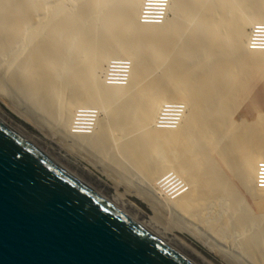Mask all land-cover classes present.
<instances>
[{
	"label": "bare ground",
	"instance_id": "6f19581e",
	"mask_svg": "<svg viewBox=\"0 0 264 264\" xmlns=\"http://www.w3.org/2000/svg\"><path fill=\"white\" fill-rule=\"evenodd\" d=\"M154 1L0 0V111L204 264H264V0Z\"/></svg>",
	"mask_w": 264,
	"mask_h": 264
},
{
	"label": "water",
	"instance_id": "95a60500",
	"mask_svg": "<svg viewBox=\"0 0 264 264\" xmlns=\"http://www.w3.org/2000/svg\"><path fill=\"white\" fill-rule=\"evenodd\" d=\"M0 264H204L0 116Z\"/></svg>",
	"mask_w": 264,
	"mask_h": 264
},
{
	"label": "rangeland",
	"instance_id": "374dc122",
	"mask_svg": "<svg viewBox=\"0 0 264 264\" xmlns=\"http://www.w3.org/2000/svg\"><path fill=\"white\" fill-rule=\"evenodd\" d=\"M119 61V63H116V62H118ZM114 64H112V63ZM110 63H109V65L111 66L110 68H109V66H107V70H106V72H105V74H106V78L107 79H109L110 81H115V80H117V78H119L120 76L119 75H121V73L122 72H124L126 69H127V63H125L126 61L125 60H114V61H111ZM124 62V63H123ZM116 64V65H115ZM121 64H122V66H121ZM125 66H126V68H125ZM114 67V68H113ZM116 67H118V68H116ZM120 67H122L121 69H120ZM112 68V69H111ZM120 69V70H119ZM113 70H114V72H115V74H114V72H113ZM110 71H111V73H110ZM120 71H122V72H119ZM113 72V73H112ZM107 74L109 75V76H107ZM112 76V77H111ZM116 76V77H115ZM119 76V77H118ZM111 77V78H110ZM260 84V85H259ZM258 85L259 86H257V89L256 90H263V94H264V80H261L260 82H258ZM262 94V95H263ZM263 98H264V95H263ZM261 100H263V99H261ZM247 101L248 100H246V101H244L245 103L243 104V102L240 104V105H242L243 104V106H240V107H238L239 108V110H237L238 112L234 115V117H235V119L236 120H239L241 117H245L246 119H249L252 115H249V114H252L251 113V111H249L248 112V109L249 110H251L250 109V107H249V103L247 104ZM262 101H260V103H261ZM263 102H264V100H263ZM262 104V103H261ZM246 107V108H245ZM247 107H249V108H247ZM260 108H261V110H263L264 111V104H262L261 106H260ZM169 109H170V112H169ZM174 110V111H173ZM82 111V110H81ZM177 111V108L176 107H169L168 108V111L167 112H169L170 114L169 115H175V114H177L178 113V111ZM248 113V114H247ZM0 116L4 119V120H6L13 128H15V129H17V130H19L20 132H22L26 137H28V139H30L34 144H36L41 150H43L45 153H47V154H49L50 156H52V157H54L55 159H57L59 162H61L64 166H66L69 170H71L72 172H74L75 174H77V175H79L80 177H82V178H84L85 180H87V181H89L90 183H92V184H94L95 186H97L98 188H100V189H102L103 191H105V192H107L108 194H110V195H112V196H114L115 195V189H113L114 187L112 186V183L110 182V180H107L106 179V182L109 184V185H107V186H105L103 183H100L98 180L99 179H101L100 177H98V180H97V178L94 176V175H90L88 172H85V171H80L77 167H75L73 164H71L72 162L70 161V160H67V159H65V158H63L62 156H61V154L59 153V152H57L58 150L55 148V150H53L52 149V146H51V148H49L50 147V145H49V143L46 141V140H42L39 136H37V135H39V133H37L38 131H36V130H34L33 128H31V127H29L28 125H25V124H22L21 122H19L17 119H15V118H13L12 116L10 117V115H7V114H4V113H2L1 111H0ZM240 117V118H239ZM81 120H83V119H81ZM84 123V122H83ZM46 141V142H45ZM56 146V145H55ZM57 147V146H56ZM61 152H62V154L64 153V151L63 150H61ZM69 154V153H68ZM70 155V154H69ZM68 157V156H67ZM76 157V156H75ZM76 158H78V157H76ZM71 162V163H70ZM83 163H82V165L84 166V165H86L85 164V161H82ZM87 166V165H86ZM85 166V167H86ZM88 167V166H87ZM96 174V173H95ZM90 175V176H89ZM97 175V174H96ZM103 178L105 177L106 178V175L103 173ZM93 176V177H92ZM110 176H112L111 178H113V175L111 174ZM97 181H96V180ZM233 183H234V185H235V187L238 189V191L245 197V200H246V202H247V204L253 209V210H255V207H254V204L252 203V201H251V199L248 197V195L245 193V191L241 188V186H239V184L235 181H233ZM111 189H110V188ZM118 192H120L119 194H123L124 193V190H123V188H121V189H118ZM123 192V193H122ZM132 199V198H131ZM133 201H135V202H133V203H136V205H138V207L139 206H141L143 209L142 210H144V211H147V215H145L144 214V216H141V215H139L140 217H142L143 219H145L146 221L148 220V217H154L153 219L156 221V223L157 224H161V228H164V227H166L165 226V224H166V215H163L164 214V212L162 211V213L161 212H159V211H157L155 214L147 207V205L145 204V203H142L141 201H139V200H136L135 198H133ZM129 208V207H128ZM161 213V214H160ZM154 214V215H153ZM157 215V216H156ZM158 216H160V218H157ZM161 221H160V220ZM158 221H159V223H158ZM198 248H199V250H201L202 252H203V254L206 256V258H207V260L208 259H210V260H208V262L209 261H211L212 260V258L210 257V255H209V253L207 252H205L204 251V249H202L203 248V246H198ZM192 254V253H191ZM193 255V254H192ZM194 256V255H193ZM214 261L215 260H212V262L214 263ZM211 262V263H212ZM215 263H216V261H215Z\"/></svg>",
	"mask_w": 264,
	"mask_h": 264
},
{
	"label": "built area",
	"instance_id": "2783aa9c",
	"mask_svg": "<svg viewBox=\"0 0 264 264\" xmlns=\"http://www.w3.org/2000/svg\"><path fill=\"white\" fill-rule=\"evenodd\" d=\"M160 3L163 4V1H160ZM159 8H162V5H157V1L146 0L144 7L142 6V8L140 10V20L142 22H145V23L156 22L158 19H160L159 18L160 16L157 15L159 13ZM254 37L256 38V34ZM164 114H166V113H164ZM164 114L161 118L168 117V116H164ZM170 117H172V115L169 116V119H170ZM165 119L168 120V118H165ZM261 164L264 165V163H261ZM258 187H260V186H258Z\"/></svg>",
	"mask_w": 264,
	"mask_h": 264
}]
</instances>
